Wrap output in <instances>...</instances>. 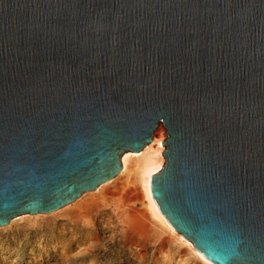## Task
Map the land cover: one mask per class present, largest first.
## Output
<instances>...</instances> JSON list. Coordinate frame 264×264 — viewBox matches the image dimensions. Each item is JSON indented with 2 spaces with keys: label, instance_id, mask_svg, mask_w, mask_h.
I'll return each instance as SVG.
<instances>
[{
  "label": "water",
  "instance_id": "1",
  "mask_svg": "<svg viewBox=\"0 0 264 264\" xmlns=\"http://www.w3.org/2000/svg\"><path fill=\"white\" fill-rule=\"evenodd\" d=\"M213 264H264V0H0V227L117 178Z\"/></svg>",
  "mask_w": 264,
  "mask_h": 264
},
{
  "label": "rangeland",
  "instance_id": "2",
  "mask_svg": "<svg viewBox=\"0 0 264 264\" xmlns=\"http://www.w3.org/2000/svg\"><path fill=\"white\" fill-rule=\"evenodd\" d=\"M106 185L0 227V264H205L151 219L133 176Z\"/></svg>",
  "mask_w": 264,
  "mask_h": 264
},
{
  "label": "bare ground",
  "instance_id": "3",
  "mask_svg": "<svg viewBox=\"0 0 264 264\" xmlns=\"http://www.w3.org/2000/svg\"><path fill=\"white\" fill-rule=\"evenodd\" d=\"M165 140V132L162 126L160 125L158 130L156 131V134L154 135L152 143L149 144L143 151L139 153L127 152L123 156V170L121 174H129L133 176V182L136 183L139 187L138 189L141 193L142 199L145 202L147 212L155 223H157L159 226L169 232L173 237L177 238L180 242L190 247L198 255L202 262H204L205 264H213L201 252L196 250L190 241H188L181 234L176 232V230L169 223L165 215L161 212L158 203L153 197L152 190L150 189L152 176L154 174H157V172H159L161 169H163L166 162L162 154V152L165 150V146L162 145ZM109 183L110 182H108L107 184ZM103 186H101V188H103ZM107 186L108 185H106V187ZM99 190L100 189H98V191Z\"/></svg>",
  "mask_w": 264,
  "mask_h": 264
}]
</instances>
